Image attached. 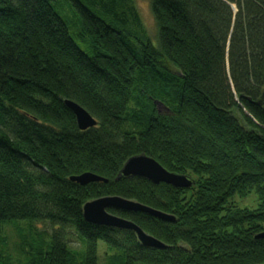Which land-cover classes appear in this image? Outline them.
<instances>
[{
	"label": "trees",
	"instance_id": "1",
	"mask_svg": "<svg viewBox=\"0 0 264 264\" xmlns=\"http://www.w3.org/2000/svg\"><path fill=\"white\" fill-rule=\"evenodd\" d=\"M131 3L0 0V223H27L26 264H97L98 240L108 264H264V0H149L155 45ZM141 153L193 184L115 179ZM85 171L107 181L69 179ZM251 192L254 208L234 201ZM105 195L173 214L108 209L167 246L86 221ZM0 264H15L1 234Z\"/></svg>",
	"mask_w": 264,
	"mask_h": 264
},
{
	"label": "water",
	"instance_id": "2",
	"mask_svg": "<svg viewBox=\"0 0 264 264\" xmlns=\"http://www.w3.org/2000/svg\"><path fill=\"white\" fill-rule=\"evenodd\" d=\"M64 103L74 114L77 126L80 130H85L96 125V120L78 103L69 99H65ZM154 103L157 107H164L158 100H154ZM130 176L142 177L152 183L164 182L176 188H188L193 184V179L188 175L168 171L157 160L143 153L132 155L127 158L115 176V179ZM69 179L80 185H85L89 182L107 181V178L89 171L71 175ZM109 208L144 212L170 222L175 220V216L173 214L157 210L140 202L126 199L118 195H105L97 197L86 201L82 206L83 218L88 222L130 229L134 231L138 241L145 246L155 248H165L167 246L159 239L146 233L132 220L110 212L108 210ZM256 237H264V233H259Z\"/></svg>",
	"mask_w": 264,
	"mask_h": 264
},
{
	"label": "rangeland",
	"instance_id": "3",
	"mask_svg": "<svg viewBox=\"0 0 264 264\" xmlns=\"http://www.w3.org/2000/svg\"><path fill=\"white\" fill-rule=\"evenodd\" d=\"M131 4H133L135 10L137 11L139 18L141 19L142 30L145 35L148 37L147 40L150 41L153 45L157 43L156 39V27L154 18L150 11L149 0H131ZM62 12V9L58 10ZM68 15V11H66ZM150 39V40H149ZM78 45L82 48L81 44L78 42ZM160 110H164L163 107H160ZM238 118L240 119V114L236 113ZM234 201L241 207H249L254 208L257 204V197L255 193L251 192L246 197H234ZM38 226L37 231L44 232V237L47 238V234L50 232V227L47 224L36 223ZM22 229L24 234L28 236V227L26 222H19L18 224L13 223H0V234L5 237L7 240V250L11 254L14 259L15 264H26V260L24 261V257L20 253L19 248V237L17 229ZM67 243L71 250L76 252L83 251V244L76 232L70 228L68 229L67 234ZM97 264H108V257L117 252V250L106 242L102 240L97 241ZM81 260V256H80Z\"/></svg>",
	"mask_w": 264,
	"mask_h": 264
}]
</instances>
